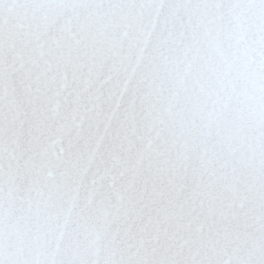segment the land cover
Segmentation results:
<instances>
[{"label":"snow or ice","instance_id":"snow-or-ice-1","mask_svg":"<svg viewBox=\"0 0 264 264\" xmlns=\"http://www.w3.org/2000/svg\"><path fill=\"white\" fill-rule=\"evenodd\" d=\"M0 264H264V0H0Z\"/></svg>","mask_w":264,"mask_h":264}]
</instances>
